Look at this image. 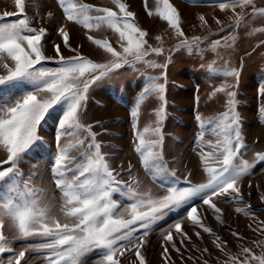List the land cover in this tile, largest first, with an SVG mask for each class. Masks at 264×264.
Instances as JSON below:
<instances>
[{"label":"snow or ice","instance_id":"6c2138e0","mask_svg":"<svg viewBox=\"0 0 264 264\" xmlns=\"http://www.w3.org/2000/svg\"><path fill=\"white\" fill-rule=\"evenodd\" d=\"M186 2L197 5L190 18L173 0H142L145 19L163 24L160 34L143 26L130 0H12L13 10L0 12V264H153L157 246L159 264H264V180H253L264 149L256 150L259 139L247 142L239 72L219 51L232 49L241 30L264 35V0ZM166 39L175 43L166 47ZM179 49L223 61L207 65V78L224 77L210 95L226 96L225 111L205 118L197 110L195 168L165 151L167 69ZM125 69L144 80L129 110L130 155L121 159L94 131L107 121L88 123V101ZM149 98L158 104L141 127ZM49 120L57 122L51 139L43 134ZM229 208L245 218L243 230L227 224ZM204 234L209 245L193 240Z\"/></svg>","mask_w":264,"mask_h":264},{"label":"rangeland","instance_id":"374dc122","mask_svg":"<svg viewBox=\"0 0 264 264\" xmlns=\"http://www.w3.org/2000/svg\"><path fill=\"white\" fill-rule=\"evenodd\" d=\"M87 2L108 5L110 0H87ZM173 2L190 18L191 12L197 9V5L187 3L186 0H173ZM133 10L141 12L140 22L144 27L151 30L155 34H160L163 24L158 20L151 18L145 19V14L141 11L142 0H130ZM154 3V0H150ZM203 9L204 6L200 5ZM4 10L12 11V0H0V12ZM256 26H260L257 24ZM73 34L77 39H81L79 26H73ZM246 30H241L237 39L236 45L232 49H220L224 59H230L231 65L239 72L238 83L234 89L237 92V111L241 116L242 128L247 138V142L252 144L253 141L259 139L260 143L256 150L264 149V119L261 118L260 109L264 106V48H258L253 51V48L258 41L264 39V35L257 34L249 37ZM199 34V33H197ZM52 39H56L55 33H50ZM98 36L109 35L108 32H101ZM218 38V37H216ZM175 41L166 39L165 46L168 47L174 44ZM95 46L86 45L85 51L91 52L94 57H99L100 53L93 51ZM230 53V55H229ZM250 53V55H245ZM172 62L167 69V117L164 121L163 130L165 133V151L168 158L173 157L180 159L189 168H195L197 164V152L194 151L195 135L199 130L198 123L195 120L197 110L205 116L212 117L219 112L225 111L226 96L223 93L215 96L210 95L212 85H219L224 79L220 76L216 79H208L207 65L217 60V65L223 61L217 59L215 52L206 51L203 57L199 53H188L186 50L179 49L173 54ZM142 67V66H138ZM149 72L153 70L148 69ZM144 77L130 69H125L111 80H106L96 85L90 92L88 101L89 119L88 123L93 121H107L103 129L94 126V131L100 133L98 138L105 143L113 144L116 149L108 148L105 151L119 155L121 159H127L130 155V107L138 93L142 90ZM199 96V101L196 97ZM158 102L154 98H149L142 106L141 127L153 117L152 110L157 106ZM59 115V114H57ZM57 122L49 120L45 125V138L51 139L54 137ZM112 133L113 135H109ZM212 138V137H207ZM252 153H248L245 158L250 159ZM31 164H36V160L29 161ZM179 167V165H175ZM25 172L34 171L27 165L22 166ZM264 169V164L257 165V175L253 178L255 182H261L264 178L260 177L261 170ZM196 179H199L197 172ZM252 203L258 205L260 201L253 198ZM227 224L232 227L245 228L243 217L239 218L234 213V209H227ZM173 217L172 219H174ZM172 219L168 222L171 223ZM238 221V222H237ZM210 226L219 231L225 238H230L231 233L226 231L220 224L215 222L214 218L209 215L207 221ZM162 227L166 225L162 224ZM159 235V231L153 235V243L157 241L155 236ZM203 241L197 240L193 236V240L201 246L209 245L210 240L207 234H204ZM160 247L157 246L151 254L153 264H159ZM95 259V257H93Z\"/></svg>","mask_w":264,"mask_h":264}]
</instances>
